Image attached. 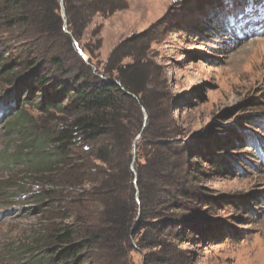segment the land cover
<instances>
[{
  "label": "trees",
  "instance_id": "16d2710c",
  "mask_svg": "<svg viewBox=\"0 0 264 264\" xmlns=\"http://www.w3.org/2000/svg\"><path fill=\"white\" fill-rule=\"evenodd\" d=\"M215 1V11L225 9L222 2ZM244 1L248 0L230 3H236L238 8ZM62 2L67 22L73 28L70 35L77 39V27L87 25L96 13H112L116 7V0ZM60 3V0H0V44L3 45L0 80L6 87L4 105L7 109L12 107L6 122L9 148L0 151V163L18 174L0 182V197L11 203L8 200L14 195L7 189L15 187L16 191L23 192L29 187L26 179H36L39 187L32 194L31 210L42 218H51V223L33 231L35 240L17 248L11 246L13 263L125 264L119 251L134 243L133 228L136 235L140 234L136 237L139 246L136 245L152 249L148 254L151 264H172L170 253L175 243L171 238H176L180 245L185 238L220 243L235 237V227L227 222L202 218L205 205L216 208L220 204L216 197L206 196V192L197 189L201 173L199 161L215 170L226 167L224 140L220 138L212 144L206 137H190L174 146L170 141L181 137V132L173 134L171 130V135L166 126L157 125V130L151 128L139 145L135 173L131 168L132 141L142 128V108L148 113L149 126L155 127L168 116L167 112L163 114L168 102L154 91H147L152 74L143 63L146 54L140 45L125 50L121 43L112 52L109 63L115 64L113 71L118 73V79L106 77L91 81V67L73 49L74 37L63 34ZM211 16L216 17L214 13ZM3 26L25 28L27 34L31 31L37 36L47 33L57 43H62L63 38L66 51L78 62V68L74 69L78 75L70 72L57 54L46 59L47 48L33 52L31 38L34 37L23 33L5 36L6 33H1ZM127 57L135 61L130 66L133 70L128 69L129 65H122ZM45 60H49L50 67H44ZM116 80L136 94L138 102L122 94ZM26 105L37 107L45 114L46 122L54 125L39 131L33 129L35 122L25 111ZM130 109L135 116L128 114ZM132 117L137 122L129 123ZM261 125L264 128L263 121ZM244 137L264 157V141ZM187 144L190 147L186 150ZM135 177L134 185L129 186ZM135 186L139 189L140 202L134 195ZM248 197L231 198L233 208L251 213V201L255 198ZM94 202H100L101 206L96 219L89 209Z\"/></svg>",
  "mask_w": 264,
  "mask_h": 264
},
{
  "label": "rangeland",
  "instance_id": "374dc122",
  "mask_svg": "<svg viewBox=\"0 0 264 264\" xmlns=\"http://www.w3.org/2000/svg\"><path fill=\"white\" fill-rule=\"evenodd\" d=\"M219 1L225 9L215 11V0L212 3L208 0H116L112 13L98 12L87 25L77 27L78 39L70 35L73 28L67 22L66 11L61 12L63 34L74 37L76 42L79 40V48L87 55V59L83 60L86 66L91 67V81L106 77L118 79V73L113 71L115 64L109 63V59L121 43L125 50L140 45L141 51L146 54L143 63L148 73L152 74L147 91H154L155 95L159 94L168 102L163 113L167 112L168 116L158 121L155 127H150V121L146 120L148 113L142 108V128L132 141L131 168L135 173L137 151L147 138L145 135L148 136L151 128L157 130L159 125L166 126L171 135L172 131L173 134L181 132V137L170 141L174 146L190 137H206L212 144L220 138L224 140L227 158L223 160L226 167L215 170L199 161L201 173L197 189L198 192H206V196L216 197L220 204L216 208L205 205L202 218L227 222L235 227L236 236L225 238L220 243L185 238L180 245L176 238H171L175 243L170 253L172 264H186L188 260L189 264H264V157L244 137L248 135L253 141L258 138L264 141V128L260 127L264 122V7L261 11V7L254 2L251 12L236 21L234 12L245 7L236 8V3H230L233 0ZM213 13L215 18L211 16ZM227 16L228 19L225 18ZM220 21L223 22L221 25ZM2 30L5 36L14 37L15 33H23L34 37L31 38L34 40L33 52L47 48L46 59L57 54L55 56L64 61L70 72L78 68L76 58L66 51L63 38L62 43H57L47 33L37 36L31 31L27 34L25 28L4 26ZM76 48L74 45L75 51ZM134 62L127 57L122 65H129L128 69L133 70L130 66ZM43 65L50 67L49 60H45ZM73 74L78 75L77 72ZM118 84L122 94L138 102L136 94L129 92L120 82ZM5 95L6 87L0 80V151L9 148L6 122L12 107L7 109L4 105ZM24 108L33 117V129L36 131L54 125V122H46L45 114L37 107L26 105ZM128 114L135 116L132 109ZM134 118L129 123L135 121ZM197 144L200 145L199 142ZM189 147L187 144L186 150ZM84 162L88 163L87 159ZM9 175L15 178L18 174L14 170L8 171L0 163V182ZM32 180L26 179L29 187L23 192L16 191L15 187L7 189L14 195L12 200H8L11 203L4 202L0 197V264L15 262L11 246L17 248L22 243L35 240L33 231L51 223V218H42L41 214L31 210L34 204L32 194L39 187L37 180ZM135 181L136 177L129 186ZM134 190L138 198L137 186ZM245 195L249 199L255 198L251 201L249 214L234 209L235 204L230 200ZM100 208V202L90 205L93 219H96ZM140 209L141 205L136 224L139 223ZM135 229L131 234L134 243L123 247L119 254L125 264H151L148 254L152 249L138 247L136 237L140 234L136 235ZM24 259L27 262L26 256Z\"/></svg>",
  "mask_w": 264,
  "mask_h": 264
},
{
  "label": "water",
  "instance_id": "95a60500",
  "mask_svg": "<svg viewBox=\"0 0 264 264\" xmlns=\"http://www.w3.org/2000/svg\"><path fill=\"white\" fill-rule=\"evenodd\" d=\"M61 3L63 4V2L61 1ZM61 12L64 13V7L62 5V9H61ZM73 44L76 45V50L78 52V54H80L84 59H87V55L79 48L77 42L75 40H73ZM138 202H139V198H137Z\"/></svg>",
  "mask_w": 264,
  "mask_h": 264
}]
</instances>
